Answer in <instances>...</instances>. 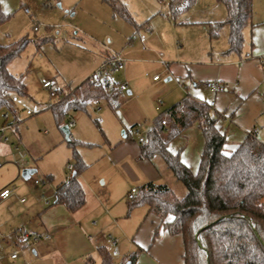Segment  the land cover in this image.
<instances>
[{"label":"rangeland","instance_id":"1","mask_svg":"<svg viewBox=\"0 0 264 264\" xmlns=\"http://www.w3.org/2000/svg\"><path fill=\"white\" fill-rule=\"evenodd\" d=\"M0 1L4 13L9 16L0 30V44L10 45L22 39L29 41L20 57L8 67L12 74L22 78L27 86L28 96L18 98L19 102L16 104L18 120H21L17 127L20 142L7 134L10 142L4 147L5 154L0 156L3 166L0 169V187L16 179L17 174L15 176L12 166L15 169L19 166L20 181L26 188L23 195L28 202H35L38 210L36 216L26 221L29 224L27 232L35 231L36 234V229L40 227L60 224L65 242L71 250L52 249L44 254V258L38 255L32 257L33 260L24 259L21 253L17 260H8V264H45L54 255L56 264H68L72 256L71 264H84L88 258L98 264L97 249L101 246L106 247L110 253L116 251L118 256L113 257L114 262L122 264L128 254L138 249L132 244V236L142 222L147 206L134 208L126 216L129 203L126 193L128 183L137 189L136 181L132 180L129 171L132 169L136 177L140 174L138 158L135 159L128 152L132 149L131 146L138 147L139 142L136 136H130L128 141H124L130 145L129 148L119 151L118 147H114L112 137L116 134L122 139V132L136 123L134 129H138L146 138L152 121L166 108L185 98L187 94H183V89L189 86L186 83L182 86L175 79L166 81L169 75L156 61L159 57L152 47L158 46V31L152 22L163 20L168 0H143V4H140V0H122L127 5L134 24L115 16L111 8L101 0H60L50 4L45 0ZM212 1L214 7H207L206 3L195 4L177 19L181 24L178 26L181 39H173L174 46L176 42H180L178 49L183 46L188 53L204 46L201 35L206 26L199 21L210 15L215 20H221L226 15L224 5L217 0ZM254 10L255 24L258 23L255 26L264 27V0H256ZM147 14H151V17L145 21L143 16ZM148 29L153 31L151 36H147ZM208 35L210 38V32ZM182 39L186 40V44L183 45ZM221 42L223 37L220 31L218 44ZM148 46L153 48L152 51ZM128 48L133 52L147 53L148 50L147 58L150 61L140 63L139 66L138 77L142 80L137 87L142 91L140 97L135 93L129 96L124 92L117 100L96 103L97 107L91 104L86 111L71 113L63 123L58 124L50 110L56 100L50 98L49 91L42 87L41 81L51 80L54 88L65 92L75 90L106 65L109 55L117 52L125 58ZM145 56L146 54L141 55ZM127 66L128 61L122 72L109 75L111 84L123 80ZM106 72L109 73L108 67L102 71ZM154 77H159L158 82H154ZM158 101L165 103L160 111L156 110ZM27 111H31L32 116H27ZM6 112L13 119L10 111H4L0 118L3 119ZM69 122H73V126L69 128L70 141H67L61 128L69 126ZM179 137L173 143L176 145V153L181 156V152H188V149L181 147ZM199 137L197 142L192 141L195 143L189 153L192 164H195V169L191 168L195 172L199 170L204 149L201 133ZM45 141L53 142L55 147L48 150L43 144ZM69 142L77 144V151L88 166L80 175L84 182L86 207L77 213H71L59 206L66 211L61 214L54 210L57 207L53 195L55 184L47 176L53 175L54 182H57L65 177L67 165L74 167L75 160ZM156 164L160 171L159 183L168 186L178 197L185 196L186 187L174 177L166 164L161 159H157ZM23 167L35 172L28 181L23 177ZM35 180L40 182L39 186L34 184ZM44 196L49 199V204L43 201ZM40 198L42 201L39 202ZM24 220L19 218L16 223ZM109 236L117 241L115 248L108 243ZM0 245L6 247L2 240ZM12 251V247L4 252L0 250V255L4 253V259L5 256L10 258ZM143 257L144 260L150 259L151 263H155L147 254H143L140 260ZM41 259H44V263H41Z\"/></svg>","mask_w":264,"mask_h":264},{"label":"trees","instance_id":"2","mask_svg":"<svg viewBox=\"0 0 264 264\" xmlns=\"http://www.w3.org/2000/svg\"><path fill=\"white\" fill-rule=\"evenodd\" d=\"M45 1L47 4L60 2ZM101 1L111 8L115 16L135 23L121 0ZM217 1L224 5L227 17L215 25V30L227 26L230 31L227 53L241 54L244 30L253 19L254 0ZM195 2L169 0V18L176 21ZM8 19L0 1V30ZM28 42V39H22L10 45L0 44V113L10 111L15 123L18 113L13 98L27 97L28 90L22 78L13 75L8 67L20 57ZM109 75L106 72L92 76L70 93L62 92L59 101L50 106L57 123L61 124L71 113L86 111L88 105L110 102L118 97L119 85L111 84ZM222 117L213 113L209 105L187 96L152 121L139 159L153 164L161 159L186 187L187 193L178 197L166 185L148 183L138 189L133 200H128L129 212L147 206L149 212L159 219L152 242L162 231L171 236L180 235L185 251L184 264H264V143L250 133L234 151L227 153V136L218 128ZM193 126L201 131L204 138L196 173L181 161L180 153H172L169 149L176 138ZM69 146L75 165L69 180L57 187L55 204L76 212L86 204L79 177L88 166L81 159L77 144L69 142ZM142 252L143 249L138 248L122 264H137ZM98 254L100 264H115L106 247H100ZM86 264L94 263L89 259Z\"/></svg>","mask_w":264,"mask_h":264},{"label":"crops","instance_id":"3","mask_svg":"<svg viewBox=\"0 0 264 264\" xmlns=\"http://www.w3.org/2000/svg\"><path fill=\"white\" fill-rule=\"evenodd\" d=\"M255 1L256 0H254L253 3V9H255ZM204 3L208 4L207 7L210 5L211 6L213 5L214 7L215 5L212 0H196L195 2V4H204ZM140 4H143V0H140ZM164 9L166 10V15H163V20L158 19L157 21H154V23L152 22L153 27L158 31V36L156 38L158 46H152L155 49L150 48V46H148V48L151 51L152 49L156 50L155 53L159 57V58L157 57L158 60L156 61L160 66H162V68H164L167 71V74L169 75L166 81L169 82L172 79H175L179 81V84H181L182 86L185 85L186 83L190 87L185 86V89H183V87L181 86V88L185 90V91L182 90L183 94H187V96L198 101L199 103H206L207 105L214 103V107H211L213 113H218L223 116L221 120L218 122V128L221 130V132L225 133L227 136V140H228V145L226 146L227 153H231L232 151H234L238 146V144L243 142L244 139L250 133H254L257 136V138L264 143V64L261 61L262 57H264V27L259 28L255 26L256 24H258V23L255 24V19H254L255 13H253V19L251 25L244 30L245 42L241 54L227 53L229 49L228 39L230 32L227 26H223L218 31L215 30L216 28L215 25L217 23L225 21L227 17V12L224 18L222 17L220 18L221 20H217V19L215 20L214 17L210 15L206 19L199 21V22H203L202 24L206 26V28L204 29L205 32L202 33L201 35L202 42H204L205 44H203L204 46L196 49L195 52L188 53L185 51L183 46L180 49H178L180 42H176V46H174L173 44V39L175 38L181 39V37L178 35L179 33L178 26L181 24H179L177 20L172 21L169 18L170 16L169 0ZM150 17L151 14H147L143 16L145 21L149 20ZM169 19L170 21H167ZM184 24L185 23H183V25ZM148 31L149 29L147 30V36H151ZM220 31L222 33L223 42L218 44ZM209 32H210V38L208 35ZM213 32L216 34H214ZM182 42L183 45L186 44V40L182 39ZM128 50L129 51L125 52L126 54L125 58L116 52L115 54L113 53L109 55L107 61L116 55L122 57L126 62L128 61V66L123 76V80L116 84L120 85L121 83L127 82L129 85L127 94L131 96L132 93H135L137 97H140L142 91H140L139 88L137 87V85L142 80L140 77H138L139 75L138 73H140L139 66L140 63L150 61L147 58L148 50L147 53L142 51L133 52L129 48ZM145 54H146L145 57H141V55L143 56ZM86 80H84L83 82H85ZM154 82H158V81H154ZM206 82L221 83L224 86L225 90L223 92L214 93L204 85ZM72 90L67 91V93L71 92ZM60 91L65 92L64 90H60ZM122 93L124 92H121L119 90V95ZM117 98L118 97H116L112 101L117 100ZM56 102L58 101L56 100ZM92 105H95V107L98 106L96 103H93ZM173 105L169 106L168 108L172 107ZM162 107H165V103L162 102V104H160L158 101L156 110L160 111ZM2 113H0V115ZM27 116H32V115H27ZM10 122L13 123L15 127L14 130L12 131H6L5 133L0 134V156H3L5 154L4 147L6 146V144L10 142L9 136L7 134H9L11 137H14L16 140L20 142L19 140L20 134L17 131V127L18 124L21 122V120L20 121L18 120L15 123V121L12 119ZM73 122H69L68 125L70 123L73 124ZM98 122L100 123V121ZM4 123L6 124L4 117L3 119L0 118V127L5 125ZM134 126L136 127L137 124L133 123L131 125V128L132 127L134 128ZM128 130L122 132V139H120L119 136L116 134H114L112 137L114 147L115 148L118 147L119 151L124 149L126 150V148H129L128 146H130L128 145V143L124 142V141H128L130 137L128 135ZM62 133L64 134V136H66L63 131ZM200 133L201 131L197 127H191L187 129L179 137V142L182 145L181 147H183V149H188V152L187 151L181 152V156H180L181 161L191 170H192L191 167L195 169V164L194 163L192 164L189 153L191 146L194 145L195 143L192 141L195 140L197 142L200 138L199 137ZM5 139H7V141H5ZM109 142L112 141H110L109 139ZM43 144L48 150H52L55 147V144L50 141H45ZM136 147L134 148L133 146H131L130 148L132 149H129L128 153L132 154L135 159L138 158L140 162L138 163L140 168L139 169L140 174L138 175L139 177H136L135 173L131 171L132 169H130L129 171L132 180L136 181L135 187H137V190L141 186L146 185L148 183H153L155 185H162L161 183H159L160 171L158 169L156 161L153 164L150 161L139 159V155L141 152V145L139 144V146L137 148ZM169 149L172 153L177 152L176 145L173 142L170 144ZM148 164H150V166ZM68 166L71 165H67V167ZM12 167L15 170L14 171L15 176L17 174L16 179L10 183H4L0 187V191L8 188L12 192L11 196L0 204V236L1 235L3 236L0 237V240L3 241V245L6 244L5 245L6 247L0 245V250H2L3 252L5 251V249L11 247L14 249L13 243L16 233H18L19 231L27 232L26 229H28L29 224L26 221L31 219V217L36 216L38 213L36 203L28 202L26 197L23 195L26 188L24 187V184H22L20 181V175H21L20 167L17 166V169H15L16 167L14 166ZM67 167H66L67 171L65 173V177L64 178L62 177L57 182H54L53 175L47 176L49 180L55 184L53 189L54 199H55L57 187L60 184L67 182L73 173L72 172L70 174ZM22 169H24V167ZM28 170H30V168ZM192 171L196 173L194 170ZM34 173L30 175L29 179H31ZM36 181L38 180H35L34 184L36 186H39L40 182L36 183ZM79 181L83 187L84 182L81 181L80 177H79ZM128 187L129 188H127L126 190L127 199L130 191L134 189V186H132V184L129 186V183H128ZM44 198L45 196L43 197V201ZM22 200H24V202H22ZM38 200L39 202L42 201L41 198ZM48 204H49V199H48ZM55 205L57 206L54 209L55 212L61 214L66 213V211L60 209V207L63 205H59V204H55ZM85 207L86 204L80 210L71 213H77L83 210ZM66 210L70 212L67 208ZM130 212L128 207V212L126 214L127 217L129 216L128 214ZM19 218H23L25 220L23 222L16 223ZM159 224H160L159 219L154 214H151L147 207L142 222L140 223L138 228H136L134 236H132L133 246L135 245L137 248L143 249V252L139 257L137 264H140V261L142 262V264L144 263L145 264H184L183 256L185 251H184L183 239L180 235L171 236L167 232L162 231L160 235L157 237V239L154 242H152V236L154 230ZM61 227L62 225L55 224L49 227L43 226V228L40 227L39 229H36V234L38 235L48 234L51 236V239L48 241H41L39 243L32 245L30 248L24 249L22 252L23 258L33 260L32 257H38V255H41V257H43L47 251H50L52 249H55L56 251L58 249L70 250V248H68L65 242L64 231ZM80 244L81 243H79V245ZM98 249H97V255L99 257ZM64 254H66V252H64ZM143 254H147L149 257H151L155 263H151L150 259L144 260V257L140 260ZM72 257L69 259L70 263L68 264L72 263L71 262ZM82 257L85 256L82 255ZM57 259L59 260V258ZM89 259L90 258H88L84 262V264H86ZM8 260H12V259L9 258L8 256L7 257L5 256L4 259V253H1L0 264H8ZM40 261L41 263H44V259H41ZM45 264H56L55 255L49 261L47 260ZM60 264H64V262ZM98 264H100V257Z\"/></svg>","mask_w":264,"mask_h":264},{"label":"built area","instance_id":"4","mask_svg":"<svg viewBox=\"0 0 264 264\" xmlns=\"http://www.w3.org/2000/svg\"><path fill=\"white\" fill-rule=\"evenodd\" d=\"M26 12L28 13V10H26ZM148 32L150 35L153 34V31L151 29H149ZM261 61L264 64V57H262ZM125 62L126 61L122 57L116 55L113 58L109 59L106 62V65H103L101 67V69H99L97 74H95L93 76L96 77V76L100 75L102 73V71L104 69H106L107 67L109 68V74L110 75L118 74L124 70ZM154 80L158 81L159 77H154ZM204 85L214 93L223 92L225 90L224 86L221 83L206 82ZM42 87L49 91L51 99L59 100L60 97H62V95H63L59 89L54 88V85H53L52 81H50V80H43L42 81ZM128 89H129V85L127 82L121 83L119 85V90L121 92H127ZM18 101H19V99L17 97L13 98L14 103H18ZM159 103L162 104L161 101H159ZM209 106L214 107V103H211ZM26 113H27V115L33 114L31 111H27ZM3 117H4L6 124L3 125L2 127H0V134L5 133L6 131H12V130H14V127H15V125L10 122L12 120V118L8 112H6ZM164 124H165V122H164ZM72 126H73V124L70 123L69 128ZM128 135L129 136H136L138 138V142L141 146L146 144V138H144L142 136L141 132L138 129L130 128L128 130ZM5 141H7V139H5ZM1 168H2V164L0 163V169ZM67 168L71 174L73 172V167L68 166ZM36 183H39V181H36ZM137 191L138 190L135 188L132 189L128 195V199L133 200L135 195L137 194ZM11 194H12V192L8 188L0 191V204L3 201H5L6 199H8L11 196ZM22 202H24V200H22ZM44 202L46 204H48V199L46 197L44 198ZM50 239H51V236L48 234L38 235V234H34V233H28L26 231H19L15 235V239H14V243H13L14 249H13L12 253L10 254V258L12 260H17L19 255L23 252L24 249L30 248L32 245L39 243L41 241H48ZM107 240H108V243L110 244V246L112 248L116 247L117 241L113 237L109 236ZM111 255L113 257H116V256H118V253L116 251H112Z\"/></svg>","mask_w":264,"mask_h":264},{"label":"water","instance_id":"5","mask_svg":"<svg viewBox=\"0 0 264 264\" xmlns=\"http://www.w3.org/2000/svg\"><path fill=\"white\" fill-rule=\"evenodd\" d=\"M60 6V5H59ZM62 131L65 133L67 140L70 139V130H69V126H64L62 128ZM34 173V171L31 170H26L23 172V177L28 180L30 178V175H32Z\"/></svg>","mask_w":264,"mask_h":264}]
</instances>
